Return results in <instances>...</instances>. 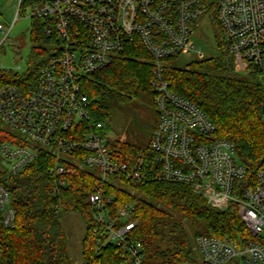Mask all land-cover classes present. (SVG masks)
Returning a JSON list of instances; mask_svg holds the SVG:
<instances>
[{
	"label": "built area",
	"instance_id": "obj_1",
	"mask_svg": "<svg viewBox=\"0 0 264 264\" xmlns=\"http://www.w3.org/2000/svg\"><path fill=\"white\" fill-rule=\"evenodd\" d=\"M214 4L235 70L264 75V0H44L23 12L50 19L47 33L57 43L33 86L0 88V120L23 139L1 145L3 165L8 174H17L47 152L56 159L57 187L77 167L93 171L94 236L99 245L120 246L130 264H143L144 258L143 245L133 235L139 225L136 204L116 206L110 184L135 190L149 180L188 185L222 210L237 204L251 234L260 237L242 248L232 237L200 234L195 244L204 264H231L242 256L247 264H264V163L250 173L234 142L217 137L209 113L176 93L168 79L172 60L201 52L194 34ZM12 28L0 24L4 39ZM138 40L152 57L158 120L152 154L142 152L129 164L109 149L104 122L93 119L82 82ZM0 207L5 224L14 226L10 194L1 182Z\"/></svg>",
	"mask_w": 264,
	"mask_h": 264
},
{
	"label": "trees",
	"instance_id": "obj_2",
	"mask_svg": "<svg viewBox=\"0 0 264 264\" xmlns=\"http://www.w3.org/2000/svg\"><path fill=\"white\" fill-rule=\"evenodd\" d=\"M42 2L23 0L20 11L26 13ZM204 18L212 23L219 53L192 60L184 68L174 67L168 79L176 93L209 113L217 125V137L233 141L238 159L248 166L250 173H255L264 163V75L254 70H235L215 4ZM49 22L48 18H31L33 46L29 67L23 73L0 68V88L11 83L28 89L35 84L40 68L57 43L54 35L47 33ZM0 24L7 25L1 19V11ZM152 79V57L138 40L110 65L85 76L82 82L91 101L93 119L104 122L109 149L129 164L142 152L152 154L151 141L147 145L143 136L130 133L113 139L106 122L114 110L126 108L135 99L155 96ZM2 125L0 120V148L4 142L23 143L17 133ZM55 163L54 156L42 152L17 174H8L0 153V182L9 192L15 211L14 226H8L0 207V264H74L64 226L70 213H78L86 225L82 264H121L125 251L115 244L99 245L93 233L94 208L89 196L95 190V173L77 167L67 183L57 187ZM110 185L109 192L116 194V206L125 202L136 204L134 218L139 225L133 235L143 245V264H197L195 238L200 234L229 236L242 248L250 240H260L240 217L237 204L224 210L213 207L188 185L160 180H149L135 190ZM169 209L197 227L193 236L185 231L180 220L171 226L166 224L171 217ZM231 264L247 263L242 256Z\"/></svg>",
	"mask_w": 264,
	"mask_h": 264
},
{
	"label": "rangeland",
	"instance_id": "obj_3",
	"mask_svg": "<svg viewBox=\"0 0 264 264\" xmlns=\"http://www.w3.org/2000/svg\"><path fill=\"white\" fill-rule=\"evenodd\" d=\"M0 11L2 21L10 27L13 25L7 39H4V34L0 32V68L23 73L29 67V58L33 46L30 31L31 18L24 16L23 11H19V0H0ZM194 38L201 52L189 56L181 55L171 62L172 66L184 68L192 60L216 56L219 53L218 40L209 19L203 20L195 32ZM157 120L158 108L155 96L147 95L144 98L133 100L126 108L114 110L106 123L109 134L113 139L127 137V134L130 133L131 136H143L145 144L148 145L153 137ZM5 127L9 129L7 126ZM169 213L171 217L166 220L168 226L174 225L177 220H180L185 231L193 236L197 227L193 226L188 219L177 211L169 209ZM64 226L67 232L71 258L74 264H82L84 262L82 240L86 231L85 222L78 213H70L64 219ZM195 257L197 264H203L197 248ZM121 264L130 263L124 257ZM154 264H161V262H155Z\"/></svg>",
	"mask_w": 264,
	"mask_h": 264
}]
</instances>
